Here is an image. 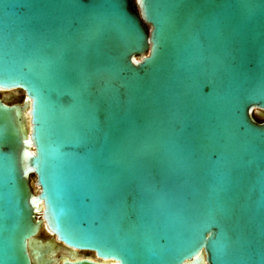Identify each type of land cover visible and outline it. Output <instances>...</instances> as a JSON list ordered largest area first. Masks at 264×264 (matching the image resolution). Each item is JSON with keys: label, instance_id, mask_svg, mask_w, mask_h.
I'll list each match as a JSON object with an SVG mask.
<instances>
[{"label": "water", "instance_id": "water-1", "mask_svg": "<svg viewBox=\"0 0 264 264\" xmlns=\"http://www.w3.org/2000/svg\"><path fill=\"white\" fill-rule=\"evenodd\" d=\"M0 91V264H264V0H0Z\"/></svg>", "mask_w": 264, "mask_h": 264}, {"label": "flooded vegetation", "instance_id": "flooded-vegetation-1", "mask_svg": "<svg viewBox=\"0 0 264 264\" xmlns=\"http://www.w3.org/2000/svg\"><path fill=\"white\" fill-rule=\"evenodd\" d=\"M4 93H9L7 95H5ZM16 95L13 92H7V91H0V98H4L5 100L9 101V102H14L16 99Z\"/></svg>", "mask_w": 264, "mask_h": 264}, {"label": "snow or ice", "instance_id": "snow-or-ice-1", "mask_svg": "<svg viewBox=\"0 0 264 264\" xmlns=\"http://www.w3.org/2000/svg\"><path fill=\"white\" fill-rule=\"evenodd\" d=\"M140 2H143V0H140Z\"/></svg>", "mask_w": 264, "mask_h": 264}]
</instances>
